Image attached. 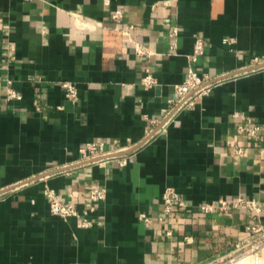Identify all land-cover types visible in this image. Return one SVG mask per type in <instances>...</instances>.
<instances>
[{
	"label": "crops",
	"instance_id": "obj_1",
	"mask_svg": "<svg viewBox=\"0 0 264 264\" xmlns=\"http://www.w3.org/2000/svg\"><path fill=\"white\" fill-rule=\"evenodd\" d=\"M197 38L204 53L191 62ZM132 39L153 55L136 58ZM254 57L264 59V0H0V264L225 257L248 220L200 206L243 196L264 207V67L252 70ZM189 66L213 85L162 127ZM145 69L152 88L141 84ZM65 81L76 86L75 103L64 98ZM9 87L19 99L7 100ZM242 118L261 127L258 138L237 130ZM90 141L130 147L126 164H78ZM45 187L79 213L90 189L105 188L106 198L80 229L50 214ZM167 187L183 207L165 216Z\"/></svg>",
	"mask_w": 264,
	"mask_h": 264
},
{
	"label": "built area",
	"instance_id": "obj_2",
	"mask_svg": "<svg viewBox=\"0 0 264 264\" xmlns=\"http://www.w3.org/2000/svg\"><path fill=\"white\" fill-rule=\"evenodd\" d=\"M121 18L122 12L120 10L115 11L111 15V21L113 23H119ZM132 29L133 27L131 26L127 27L128 31H131ZM170 32L172 37H176L179 34L177 27H172ZM130 41L132 43V49L136 58L149 59L153 55L147 47L143 46L136 40L132 39ZM224 42L228 43L229 39H225ZM174 45L175 44H171V48L173 50L175 49ZM203 53V41L197 38L194 41L192 53L189 56L190 61L196 62L197 59L203 55ZM251 62L253 64L251 67L252 70L254 68H261L260 66L264 65V59H259L257 57H254ZM141 84L145 88H152L157 84L149 69L144 70V75L141 78ZM212 85L213 84L205 85L204 79L198 75L197 70L189 66L184 81L180 85L174 87V99L171 102L172 108L170 112L164 117L165 122L162 127L171 119L175 112L181 109L193 107L199 98L207 95L211 89L210 86ZM60 87L64 93V98L67 101L71 103L78 101L77 89L73 83L65 81L60 83ZM5 97L7 100H16L19 99V94L9 87L5 91ZM34 106L37 111H40V105L38 101H34ZM57 108L61 109V107ZM237 130L248 138L256 139L259 137L261 127L253 123L249 118H242L241 122H239L237 125ZM129 150L130 147L107 149L106 145L102 142H86L78 149V164L89 161H92L91 163L98 164L116 161L118 165L122 167L126 164V156L129 154L125 153ZM133 151H135V149ZM236 152L238 154L241 153V149H237ZM43 195L51 215L59 217L65 221L74 218L78 228L88 229L93 223V221L90 219V214L95 211L96 205H99L105 200L106 189L103 187L90 189L88 194V203L86 204V207L82 213H79L70 203L62 201L59 194L47 187L44 188ZM162 207L163 215L165 216L170 215L173 209H179L183 207V203L179 194L173 188L167 187L164 190L162 195ZM200 210L202 213H212L216 211L241 212L248 220L245 237L239 241H235L232 244V249L225 257L237 252L241 253L248 251L252 253L249 255V257L254 258L260 252V250L264 248V224L261 222V219L264 216V207L261 206L257 200L243 196L220 198L214 204L201 205ZM138 218L147 227L151 224V219L145 214L138 215ZM162 219L163 218H160V220ZM167 235L170 236L171 232H167ZM253 241L257 242L252 245L251 243ZM225 257H221L210 264H222L223 258Z\"/></svg>",
	"mask_w": 264,
	"mask_h": 264
},
{
	"label": "rangeland",
	"instance_id": "obj_3",
	"mask_svg": "<svg viewBox=\"0 0 264 264\" xmlns=\"http://www.w3.org/2000/svg\"><path fill=\"white\" fill-rule=\"evenodd\" d=\"M255 242H257V241H255ZM255 242L253 241L251 244L253 245V244H255ZM251 254L252 253L248 252V251H244V252H241V253L237 252L235 254H231L230 256H227V257L223 258V263L222 264H233L234 262L240 260L241 258L249 256ZM248 260H250L252 263L254 262L252 258L248 259Z\"/></svg>",
	"mask_w": 264,
	"mask_h": 264
},
{
	"label": "bare ground",
	"instance_id": "obj_4",
	"mask_svg": "<svg viewBox=\"0 0 264 264\" xmlns=\"http://www.w3.org/2000/svg\"><path fill=\"white\" fill-rule=\"evenodd\" d=\"M263 254V256H264V248H262L261 250H260V252L254 257V258H252L253 259V263L254 264H257L258 263V260H259V258L261 257V255ZM251 259V257H249V256H247V257H243V258H241L240 260H242L243 261V259H244V261H245V259ZM264 258V257H263ZM261 259V258H260ZM239 261V260H238ZM261 261H263V260H261ZM261 261H259V262H261ZM237 262V261H236ZM236 262H234L233 264H235ZM264 262V261H263ZM262 262V263H263ZM249 264H250V262H249ZM251 264H252V262H251ZM259 264V263H258Z\"/></svg>",
	"mask_w": 264,
	"mask_h": 264
},
{
	"label": "water",
	"instance_id": "obj_5",
	"mask_svg": "<svg viewBox=\"0 0 264 264\" xmlns=\"http://www.w3.org/2000/svg\"><path fill=\"white\" fill-rule=\"evenodd\" d=\"M264 65H262V66H260V67H263ZM254 69H257V68H254ZM139 147V146H138ZM138 147H136L135 149H137ZM125 154H127V153H125ZM92 161H89V162H85V163H91ZM81 165V164H80ZM61 170V169H60ZM57 172V171H56ZM53 173H55V172H52V173H49V174H53Z\"/></svg>",
	"mask_w": 264,
	"mask_h": 264
}]
</instances>
